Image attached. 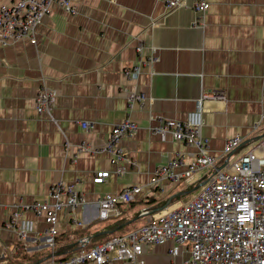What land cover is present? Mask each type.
I'll use <instances>...</instances> for the list:
<instances>
[{"label":"crops","instance_id":"0c3cea01","mask_svg":"<svg viewBox=\"0 0 264 264\" xmlns=\"http://www.w3.org/2000/svg\"><path fill=\"white\" fill-rule=\"evenodd\" d=\"M12 1L0 0V7ZM72 1L78 14L54 7L38 29L36 45L23 40L0 46V259L23 245L20 264H47L54 255L75 253L78 248L73 244L83 237L100 236L101 242L109 233L132 229L145 220L146 210L163 212L202 186L207 172L180 183L155 184L153 179L155 170L176 154L193 161V147L171 137L164 142L154 128L164 120L187 121L203 93L216 92L204 102L202 133L219 168L228 161L223 151L229 139L245 140L232 157L236 160L253 150L263 135L262 128L254 127L263 115L264 0H207L211 7L204 16L194 9L197 0H184L186 7L174 11L158 0ZM139 42L145 45L144 56H152L154 48L158 61L144 67L139 81L133 82L123 70L139 62L135 50ZM43 84L54 95L51 116L37 112ZM130 91L148 96L144 109L128 110ZM128 118L139 130L119 143L128 161L120 163L126 171L118 176L107 146L116 124ZM84 123L91 128L85 129ZM99 171L111 173L103 184L93 182ZM60 181L74 185L83 198L75 210L59 214L60 234L83 230L90 234L71 236L67 247L64 241L52 251L45 221L25 212L23 217L34 222L35 232L21 240L6 222L18 206L44 201ZM128 187L142 189L137 202L166 204L137 203L121 208L116 217L99 220V200ZM123 209L128 219L114 228L111 219ZM188 246L178 256L170 254L171 243L147 246L144 260L182 264L189 257ZM34 256L38 260L29 261Z\"/></svg>","mask_w":264,"mask_h":264},{"label":"built area","instance_id":"2783aa9c","mask_svg":"<svg viewBox=\"0 0 264 264\" xmlns=\"http://www.w3.org/2000/svg\"><path fill=\"white\" fill-rule=\"evenodd\" d=\"M167 10L174 11L186 7L184 0H158ZM59 7L71 15L78 14V7L72 0H13L0 7V46L13 42L29 41L37 44V34L44 18L50 16L54 7ZM211 5L207 0H197L194 9L201 16L206 15ZM199 24L196 22V25ZM144 46L137 49L141 61L133 67L125 68V77L138 82L144 67L155 64L156 59L143 55ZM216 96V92L203 93L196 102L195 110L189 114L187 121L176 122L164 120L154 131L166 142L169 137L193 147V161L187 162L188 155L176 154L154 173L155 184L163 181L180 183L189 181L197 173L207 172L200 194L183 207L167 214L158 221L154 214L157 209L146 210L147 219L137 230L124 236H114L107 242L91 246L93 237H83L77 251L71 256H52L47 264H146L145 247L166 243L173 245L170 254L178 256L182 248L188 246L189 257L182 264H264V137L251 151L232 160L245 140L238 136L228 140L223 155L230 157L223 168L218 167V158L211 153L209 140L202 133L204 127V102ZM221 98V95H217ZM148 96L138 91L127 93L128 110H142ZM39 115L51 116L54 95L45 84L37 97ZM261 105L263 115L254 129L262 128L264 135V85ZM90 129V123H84ZM139 130L138 124L128 118L116 124L108 142L107 151L115 174L121 176L125 168L120 163L128 161L127 155L119 147L124 138L133 137ZM262 135V136H263ZM178 168H185L178 173ZM111 176L109 171H99L93 182L103 184ZM142 192L139 187H128L118 195L106 194L98 202L99 220L105 221L120 214V209L136 202ZM83 203L81 193L74 185L60 181L53 185L44 201L18 206L6 225L16 229L19 237L27 241L35 232L33 221L25 219L23 213L32 212L47 224V244L54 251L58 229L59 214L73 211ZM152 214V217L149 215ZM75 224L85 227L83 222L74 220ZM72 245V246H73ZM81 246V248H79ZM2 258L7 254L3 253Z\"/></svg>","mask_w":264,"mask_h":264},{"label":"trees","instance_id":"16d2710c","mask_svg":"<svg viewBox=\"0 0 264 264\" xmlns=\"http://www.w3.org/2000/svg\"><path fill=\"white\" fill-rule=\"evenodd\" d=\"M137 203H141V202H133V203H131V204H129L128 205V207L130 206H132V205H134V204H137ZM142 205H143V207H145V206H148V205H151V206H158V207H163L165 204H166V202H164V201H161V202H157V201H154V200H148V202L147 203H141ZM129 207V208H130ZM124 210V209H123ZM122 210V213H121V215L119 216V217H117V218H115V219H111V221L112 222H114L112 225H113V227L114 228H117V229H119L124 223H125V221L128 219L126 216H125V210L123 211ZM139 211L138 212H136V214H135V216H137V215H139ZM146 219L147 218H145V220H144V218H142L141 220H142V222H140V224H138V225H136V226H134L132 229H128V230H125V231H122V232H117V231H115V232H112V233H109L108 235H105L104 237H105V239L103 240V241H101V242H97V240L99 239V237L100 236H97V237H95L94 239H93V242H92V247H94V246H96V245H99V244H102V243H104V242H107L108 240H110L112 237H114V236H124V235H126V234H128V233H130V232H132V231H134V230H137L138 228H140L143 224H145V222H146ZM79 231H76V232H68V233H63V234H59L58 235V237L56 238V248H58V246L60 245V243H62V242H64V243H66V246L65 247H67L68 245V243L70 242V237L71 236H74V235H76L77 233H78ZM89 235L90 233H87L85 230H83L80 234H77V235ZM25 252V248H24V246L22 245L21 247H20V249H19V251H17L16 253H14V254H11V255H8V256H6L4 259H0V264H3L4 262H7V264H20L21 262H22V260H23V258H22V255H23V253ZM44 254H46V253H43V255H40V257H38L39 259L40 258H43L45 255ZM73 253H70V251L67 253V255H65V256H60V257H64L65 259L67 258V257H69V256H71ZM33 258V259H32ZM33 260H35V261H37L38 259H36V256H34V257H31L30 259H29V261H33ZM24 262H25V260H24Z\"/></svg>","mask_w":264,"mask_h":264},{"label":"rangeland","instance_id":"374dc122","mask_svg":"<svg viewBox=\"0 0 264 264\" xmlns=\"http://www.w3.org/2000/svg\"><path fill=\"white\" fill-rule=\"evenodd\" d=\"M155 25V24H154ZM143 46H144V49H143V55H144V51H145V45L143 44V43H141ZM140 46V42L135 46V50H136V52H137V49H138V47ZM155 49L154 48H151V51H152V53H153V55L152 56H148L149 58L150 57H153V58H155L156 59V62L158 61V59L154 56V54H155V51H154ZM138 54V53H137ZM140 61H141V57H140V59H139ZM155 62V63H156ZM137 64V63H136ZM131 67H133V66H131ZM128 68H130V67H128ZM124 71V70H123ZM124 74V73H123ZM125 76V75H124ZM127 79V78H126ZM200 190H197V191H192L191 193H188L187 194V196L185 197V198H182V199H179V200H175L170 206H169V208L167 209V210H165V211H163V212H160V213H158V214H156L155 215V219L158 221L160 218H162V217H164V216H166L167 214H169V213H171V212H173V211H175V210H177V209H179V208H181L183 205H185L187 202H189V201H192V200H194L199 194H200V192H199ZM195 192V193H194Z\"/></svg>","mask_w":264,"mask_h":264},{"label":"water","instance_id":"95a60500","mask_svg":"<svg viewBox=\"0 0 264 264\" xmlns=\"http://www.w3.org/2000/svg\"><path fill=\"white\" fill-rule=\"evenodd\" d=\"M263 137H264V135L261 136V137H259V138L262 139ZM260 139H259V140H260ZM230 157H231V156H230ZM230 157H228V161H229V158H230ZM228 161H227L226 163H228ZM223 167H224V166H223ZM223 167H221V168H223ZM221 168H219V169H221ZM200 187H201V186L195 188L194 191L198 190ZM183 195H185V194L183 193V194H180L179 196H183ZM146 216H147L146 213H145V214H142V217H146Z\"/></svg>","mask_w":264,"mask_h":264}]
</instances>
